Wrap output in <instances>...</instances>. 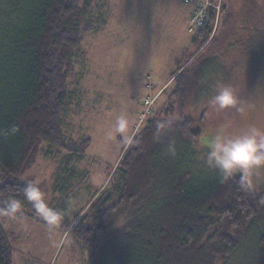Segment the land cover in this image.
<instances>
[{
	"label": "rangeland",
	"instance_id": "1",
	"mask_svg": "<svg viewBox=\"0 0 264 264\" xmlns=\"http://www.w3.org/2000/svg\"><path fill=\"white\" fill-rule=\"evenodd\" d=\"M197 12L203 17L196 16ZM90 14L106 23L85 33L74 54L69 81L76 96L70 98L63 115L65 149L40 147L35 165L21 180L39 186L49 204L63 211L64 222L50 231L35 211L15 218L3 216L2 225L15 248L13 264H116L130 240L132 225L149 216L144 211L114 209L116 200L104 204L118 183L117 169L129 145L173 93L176 85L171 72L194 52V36L209 45L222 16L223 26L228 25L223 27L227 45L222 48V70L216 80L223 79L242 97L264 93V0L255 8L249 7L247 0H98ZM192 24L197 26L195 32ZM212 52L213 46L199 62ZM210 99L204 103L209 109L205 129L192 146L188 165L192 184L220 178L206 167L205 153L198 147L204 134L221 124L236 132L257 118L252 114L242 119L234 111L216 110L208 103ZM261 103L264 107V98ZM190 107L197 116L201 107ZM121 114L129 120L124 137L113 131ZM255 194L264 199V178ZM79 219L77 226L65 233L66 227ZM100 220L94 234L89 226L99 225ZM261 251L264 204L231 264H264L259 261Z\"/></svg>",
	"mask_w": 264,
	"mask_h": 264
},
{
	"label": "trees",
	"instance_id": "2",
	"mask_svg": "<svg viewBox=\"0 0 264 264\" xmlns=\"http://www.w3.org/2000/svg\"><path fill=\"white\" fill-rule=\"evenodd\" d=\"M97 1L0 0V207L15 196L22 201L21 214L34 211L23 198L27 184L21 180L35 165L40 147L65 149L63 115L76 96L69 81L74 54L85 33L106 23L90 14ZM247 1L251 8L259 5V0ZM224 21L222 16L212 44L205 46V40L194 36V52L172 73L173 93L129 145L117 169L118 183L104 204L116 200L114 209L149 216L132 225L116 264H231L259 216L263 198L245 193L238 176L192 184L188 172L192 146L205 129L209 109L204 103L219 81L226 84L216 80L227 45ZM212 46L211 56L199 62ZM195 105L201 107L197 116L190 107ZM165 120L172 121V128L157 143L155 123ZM169 139L176 141L175 157L165 154ZM2 217L0 264H13L15 248ZM83 237L89 242L86 233ZM92 244L100 249L97 241ZM259 261H264V251Z\"/></svg>",
	"mask_w": 264,
	"mask_h": 264
},
{
	"label": "clouds",
	"instance_id": "3",
	"mask_svg": "<svg viewBox=\"0 0 264 264\" xmlns=\"http://www.w3.org/2000/svg\"><path fill=\"white\" fill-rule=\"evenodd\" d=\"M264 93L242 97L230 84H218L208 103L219 111H234L242 119L255 114L252 119L238 131H229V125L221 124L204 134L198 141L204 155L206 167L218 173L221 182L239 178V186L245 193H255L258 184L264 178V113L262 107ZM129 128V120L121 114L115 121L113 131L124 137ZM172 128V121H157L153 137L157 143ZM166 155H177L176 141L169 139L164 149ZM24 200L30 202L35 213L42 217L48 229L55 230L64 222V213L52 207L45 193L34 182H29L23 189ZM264 204V199L259 201ZM22 201L10 196L0 207V216L15 218L21 214Z\"/></svg>",
	"mask_w": 264,
	"mask_h": 264
},
{
	"label": "flooded vegetation",
	"instance_id": "4",
	"mask_svg": "<svg viewBox=\"0 0 264 264\" xmlns=\"http://www.w3.org/2000/svg\"><path fill=\"white\" fill-rule=\"evenodd\" d=\"M98 223H99V225L96 224V223H94V224H91V225L89 226V228H91V230H92V232H93L94 234L97 233V232L99 231V227L101 226L102 221L100 220ZM95 224H96V225H95Z\"/></svg>",
	"mask_w": 264,
	"mask_h": 264
},
{
	"label": "built area",
	"instance_id": "5",
	"mask_svg": "<svg viewBox=\"0 0 264 264\" xmlns=\"http://www.w3.org/2000/svg\"><path fill=\"white\" fill-rule=\"evenodd\" d=\"M196 16L203 17V13L197 12ZM196 27L197 26L195 24H192L191 30L195 32L196 31Z\"/></svg>",
	"mask_w": 264,
	"mask_h": 264
},
{
	"label": "crops",
	"instance_id": "6",
	"mask_svg": "<svg viewBox=\"0 0 264 264\" xmlns=\"http://www.w3.org/2000/svg\"><path fill=\"white\" fill-rule=\"evenodd\" d=\"M174 70H175V69H174ZM171 73H173V71H172Z\"/></svg>",
	"mask_w": 264,
	"mask_h": 264
}]
</instances>
